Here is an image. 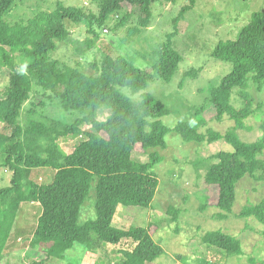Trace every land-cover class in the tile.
<instances>
[{"label":"trees","instance_id":"16d2710c","mask_svg":"<svg viewBox=\"0 0 264 264\" xmlns=\"http://www.w3.org/2000/svg\"><path fill=\"white\" fill-rule=\"evenodd\" d=\"M18 1L0 0V62L8 67L9 76L8 84L0 85V122L4 125L0 129V167L12 172L10 185L0 189V260L22 205L36 203L39 215L28 240L32 250L43 251V260L34 264L52 259L64 261L66 253L74 250L76 244L94 252L123 240L133 242L134 249L124 252L122 264L154 263L164 254L153 239L155 225L154 229L149 226L123 230L113 226V219L120 205L148 209L154 201L159 189L154 169L163 158L158 152H148L166 149L169 129L160 119L169 110L150 94H142L136 101L119 88L141 92L154 75L171 82L182 61L173 47L177 31L160 45L157 61L148 70L138 68L131 57L110 55L100 65L91 63L87 70H81L80 65L62 66L53 58L59 43L72 41L70 27L86 24L89 32L98 37L111 16L126 4L131 12L118 26H123L136 12L139 28L147 29L153 16V0H105L97 15L59 1L52 12H38L27 22L11 24L6 17ZM188 2L179 19L193 9L197 0ZM179 19H175V27ZM88 45L91 48L89 40ZM212 58L232 65L231 73L221 84L210 89L209 103L218 121L227 117L234 127L226 133L215 129L205 133L197 125L179 123L174 131L185 143L211 145L223 141L233 147L232 152L217 153L195 166L206 169L205 182L215 191V206L219 210L215 218L227 220L233 211L238 184L247 176L256 178L259 172L264 173V105L255 108L249 92L251 82L259 87L264 85V12L254 13L235 40L219 42ZM199 73L200 70L192 69L185 79L196 78ZM44 99L57 100L63 112L77 111L79 115L71 123L36 119L33 115L45 107ZM30 101L32 109L27 123L22 125L24 106ZM105 110L108 118L100 120ZM259 115L263 117L259 126L262 136L252 143L242 141L237 132L252 131L246 121ZM67 137L84 139L73 152L66 153L60 140ZM137 147L148 155L147 161L133 159ZM41 169L52 171L50 183L38 184L30 178ZM93 182H96V219L80 224L81 209ZM168 211L174 219L180 213L173 207ZM237 218H254L264 223V198L257 204L244 206ZM202 243L230 256L243 255L241 241L220 230L208 232ZM249 264L264 261L251 258Z\"/></svg>","mask_w":264,"mask_h":264},{"label":"rangeland","instance_id":"374dc122","mask_svg":"<svg viewBox=\"0 0 264 264\" xmlns=\"http://www.w3.org/2000/svg\"><path fill=\"white\" fill-rule=\"evenodd\" d=\"M59 1L66 6L82 7L97 15L105 0H19L6 20L11 24L27 22L38 12H52ZM187 4L188 0H153V16L147 29L139 28L136 12L123 26H118L119 21L131 12V8L124 4L121 11L111 16L108 26L100 31L98 37L89 32L86 24L70 27L72 41L59 43L53 58L60 61L62 66L80 65L81 70H87L89 64L100 65L108 55L113 58L125 56L131 57L138 68L148 70L157 61L156 52L160 45L167 40L168 35L177 31L173 47L182 56V61L171 82H164L154 75L148 87L141 92L119 88L122 94L132 100L138 101L142 94H150L159 100L169 110V114L160 119L169 132L166 149H151L148 152H158L163 158V162L154 169L159 179L154 201L148 209L120 205L113 226L128 230L149 226L154 229L155 225L157 231L153 239L163 248L164 254L152 264H249L251 258L264 261V223L254 218H237L244 206L263 200L264 173L259 172L256 178L247 176L238 184L229 219L219 220L215 218L219 212L215 206V191L205 182L206 169L195 166L202 159L217 153L232 152L233 147L223 141L211 145L185 143L174 131L179 123L197 125L200 132L205 133L208 129L226 133L234 127V122L227 117L218 121L209 103L210 89L218 87L232 71L230 63L213 59L212 53L219 42L235 40L254 13L264 12V0H197L193 9L179 19L181 10ZM175 19H179L176 27ZM88 40L92 42L91 48ZM6 69L8 67L0 62L2 87L9 82ZM192 69L200 70V73L196 78L185 79V74ZM249 92L255 108L264 105V85L259 87L251 82ZM234 97L236 104L240 103L236 94ZM33 98L35 102V96ZM44 100L45 107L37 109L38 114L33 115L36 119L50 118L71 123L79 115L77 111L63 112L57 100ZM32 101L24 106L22 125L27 123ZM199 111H202L201 114ZM107 118L108 111L105 110L100 120ZM262 121V115L246 121L253 130H239L237 134L240 139L247 143L257 141L262 136L259 127ZM3 127L0 122V129ZM82 139L84 137L63 138L60 147L66 153H71ZM133 159L145 162L148 155L137 147ZM262 159L264 161V155ZM11 177V171L0 167V189L10 185ZM30 178L38 184L50 183L52 171L37 170ZM95 204L96 182H93L90 195L81 209L80 224L96 219ZM170 207L180 211L176 219L169 213ZM38 215V204L22 205V212L0 264H34L43 260V251L32 250L28 240ZM216 230L240 240L243 255L230 256L217 247L203 244L202 237ZM105 247L92 252L76 244L74 250L66 253L64 261L52 259L45 264H122L124 252L132 251L134 243L123 240L118 245Z\"/></svg>","mask_w":264,"mask_h":264},{"label":"built area","instance_id":"2783aa9c","mask_svg":"<svg viewBox=\"0 0 264 264\" xmlns=\"http://www.w3.org/2000/svg\"><path fill=\"white\" fill-rule=\"evenodd\" d=\"M105 32H107V30H105Z\"/></svg>","mask_w":264,"mask_h":264}]
</instances>
